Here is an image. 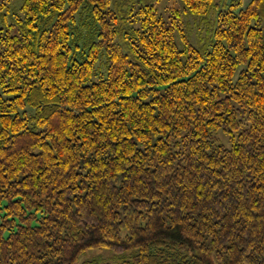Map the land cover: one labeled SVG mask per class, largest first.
<instances>
[{
  "label": "trees",
  "instance_id": "obj_1",
  "mask_svg": "<svg viewBox=\"0 0 264 264\" xmlns=\"http://www.w3.org/2000/svg\"><path fill=\"white\" fill-rule=\"evenodd\" d=\"M160 1L0 2V264H264V0Z\"/></svg>",
  "mask_w": 264,
  "mask_h": 264
},
{
  "label": "rangeland",
  "instance_id": "obj_2",
  "mask_svg": "<svg viewBox=\"0 0 264 264\" xmlns=\"http://www.w3.org/2000/svg\"><path fill=\"white\" fill-rule=\"evenodd\" d=\"M19 2V0H17ZM221 2H231V1H241L243 5H246L250 0H218ZM178 5V1L176 0H161L157 7L159 9V12L166 14V8L167 6ZM20 5V4H19ZM180 5V3H179ZM189 20H191V30H192V39L194 42H198V39L200 37V32L197 28V23L194 24L195 19L193 17H189ZM219 137L222 138L223 141L227 140V136H225L222 133H219ZM86 259H98L101 261L102 264H105L110 261H116L114 253L109 248H91L87 250L85 253L80 255L79 262L86 260Z\"/></svg>",
  "mask_w": 264,
  "mask_h": 264
},
{
  "label": "crops",
  "instance_id": "obj_3",
  "mask_svg": "<svg viewBox=\"0 0 264 264\" xmlns=\"http://www.w3.org/2000/svg\"><path fill=\"white\" fill-rule=\"evenodd\" d=\"M3 1V0H0V2Z\"/></svg>",
  "mask_w": 264,
  "mask_h": 264
}]
</instances>
